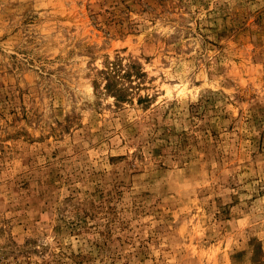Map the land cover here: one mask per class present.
I'll list each match as a JSON object with an SVG mask.
<instances>
[{"label":"rangeland","instance_id":"obj_1","mask_svg":"<svg viewBox=\"0 0 264 264\" xmlns=\"http://www.w3.org/2000/svg\"><path fill=\"white\" fill-rule=\"evenodd\" d=\"M0 264H264V0H0Z\"/></svg>","mask_w":264,"mask_h":264},{"label":"trees","instance_id":"obj_2","mask_svg":"<svg viewBox=\"0 0 264 264\" xmlns=\"http://www.w3.org/2000/svg\"><path fill=\"white\" fill-rule=\"evenodd\" d=\"M117 72V69H114V67H109V71H108V74L110 76H114L113 74ZM113 73V74H112ZM117 83L114 81V78L111 79V81H108L107 84H106V87L109 88L110 90H114L116 93H118L117 95L119 96V98L122 97L120 91L122 90V88L120 87H117Z\"/></svg>","mask_w":264,"mask_h":264}]
</instances>
